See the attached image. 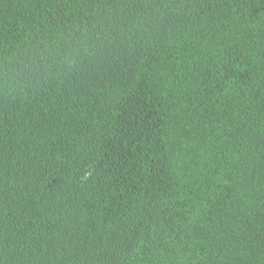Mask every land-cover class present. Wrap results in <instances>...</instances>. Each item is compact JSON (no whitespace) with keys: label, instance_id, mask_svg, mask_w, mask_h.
I'll use <instances>...</instances> for the list:
<instances>
[{"label":"trees","instance_id":"16d2710c","mask_svg":"<svg viewBox=\"0 0 264 264\" xmlns=\"http://www.w3.org/2000/svg\"><path fill=\"white\" fill-rule=\"evenodd\" d=\"M0 264H264V0H0Z\"/></svg>","mask_w":264,"mask_h":264}]
</instances>
